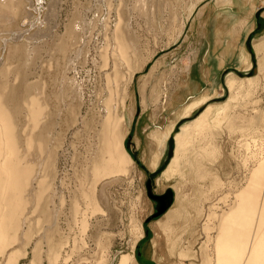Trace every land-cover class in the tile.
I'll return each instance as SVG.
<instances>
[{
	"label": "rangeland",
	"instance_id": "1",
	"mask_svg": "<svg viewBox=\"0 0 264 264\" xmlns=\"http://www.w3.org/2000/svg\"><path fill=\"white\" fill-rule=\"evenodd\" d=\"M97 1L46 0L38 11L36 0H22L25 7L21 5L8 21L4 17L11 12H0V49L2 37L27 30L23 38L8 45L14 46L4 55L11 71L0 79V94L8 95L11 106L16 100L22 105L32 97L44 104L45 118L35 127L39 130L45 122L42 137H49L43 140L41 166L47 181L50 174L54 175V188L62 199L53 204L59 213L53 241L62 242L54 248L55 256H59L55 263L118 264L121 256L130 254L133 264L142 258L147 260L145 264H201L203 256H207V264H217L214 237L222 213L234 204L236 193L245 187L256 163L264 160V0H244L245 4L233 0L234 5L223 0H112L110 11ZM51 4L56 14L49 21ZM117 18L122 20L118 36L112 33ZM54 24L56 27H51ZM123 41L126 44L122 45ZM224 50L230 55L223 67L213 68L211 75L217 94L208 96L207 102L189 116L181 117L179 113L187 102L211 88L212 84L206 83L207 68L216 64ZM2 55L3 51L0 62ZM238 56L245 60L238 61ZM189 58L197 69L193 74L196 90L183 87L178 93V111H165L168 96ZM203 66L206 68L201 70ZM184 76L181 80L191 77ZM231 77L236 81L233 89L226 85ZM253 79L258 81L250 82ZM122 92H126V109L120 108L119 113L129 115L130 123L123 124L120 133L132 163L128 171L122 168L118 174L93 181L92 166L101 160L100 122L108 115L104 102L110 95L114 97L110 109L114 114V101H120ZM231 95L234 99L229 101L226 114H221L224 120L217 123L220 117L211 115L192 135L179 170L182 174L165 179L163 170L173 157L175 138L184 123L195 119L208 105L227 103ZM12 115L19 151L25 156L24 162L34 164L38 151L34 136L38 131L30 132L33 124L26 122L22 109ZM255 117L260 118L259 123L253 130H245L243 120ZM25 126L32 129L27 131ZM27 132L33 134L34 146L29 154ZM164 133L169 138L160 155ZM206 147H213L209 159L202 158ZM49 150L54 153L52 173ZM197 170L204 172V177L197 179ZM218 172L223 176L220 179ZM148 182L154 195H163L167 189L173 191V197L176 193L177 201L158 216H154L156 202L147 195ZM87 197H92L95 204H90ZM26 199L27 205L18 217L22 227L14 243L0 248V264H9V259L17 260L24 254L16 264L37 263L32 255L34 244L42 241L35 236L37 201L29 190ZM74 202L79 212L75 217L71 214ZM29 222L33 236L26 242L22 232L27 231ZM46 251V243H41L40 264H47Z\"/></svg>",
	"mask_w": 264,
	"mask_h": 264
},
{
	"label": "bare ground",
	"instance_id": "2",
	"mask_svg": "<svg viewBox=\"0 0 264 264\" xmlns=\"http://www.w3.org/2000/svg\"><path fill=\"white\" fill-rule=\"evenodd\" d=\"M223 1L227 2L230 5H234L233 0H223ZM36 2L39 6L38 11H41L40 9L42 8L43 4L46 3V0H36ZM55 2H56V0H55ZM111 2H112V0H98L96 3L106 4L108 10L109 9L111 10L112 9V5H111L112 3ZM21 5H22V0H0V12H4V14H5V12H9V11L11 12L10 15L4 17V20H7V21L11 20V15L13 16V14H15V13L17 14ZM51 5H52V10L47 15V19L49 21L56 14L55 13L56 12L55 6L53 4H51ZM23 7H25V6H23ZM89 10H90V8H89ZM119 10H118V14H119ZM22 13H24V11ZM19 14H20V12H19ZM30 15H28V16H30ZM0 16H1V14H0ZM20 16H21V14H20ZM14 17L16 18V16H14ZM32 18H33V16H32ZM119 18L123 19V17H120V16H119ZM119 18H117L118 21L114 25V30L112 32L113 34L114 33L117 34L118 30L121 28L122 20ZM18 19L19 18L17 17V20ZM4 20L2 19V21H4ZM7 21H6V23H7ZM39 21H41V20H39ZM8 23H10V22H8ZM27 24H28V22H27ZM104 24H105V22H104ZM1 25H3V24H1ZM4 25H5V23H4ZM12 25L13 24L11 22V26ZM48 25H49V23H47V26ZM51 27H56V26L54 24V26H51ZM101 27H102V25H101ZM5 28H6V26H5ZM108 28H106V29L108 30ZM104 29H105V27H104ZM124 29H126V28H124ZM4 31H6V30H4ZM43 31H45V30H43ZM25 32H27V30L21 31V32H13L11 37H6V36L2 37L0 52L3 51V55L1 56V62H0V79L6 78L7 75L9 74V72L11 71V67L9 64L8 65L6 64V60L4 57L6 51L8 53L11 52L10 50L12 47L8 46L10 41H13V40L17 41L16 39L23 38V34ZM123 32H125V31L123 30ZM39 34H40V32H39ZM47 34L48 33L46 32V35ZM113 34L111 35L112 37H113ZM121 34L122 33H120L119 35H120V39L122 40L123 34L122 35ZM1 36H2V34H1ZM117 36H118V34H117ZM114 37H115V35H114ZM41 38H40V40H41ZM116 39H118V37ZM123 40H124V38H123ZM105 41H108V39H106ZM114 41H115V39H114ZM52 42H54V41H52ZM115 42L116 43L119 42V39H118V41H115ZM120 42H122V41H120ZM40 43L41 42H39V44ZM28 44L26 43V45H28ZM121 44L122 43H119L118 46H120ZM124 44H126V43L124 42L122 45H124ZM43 46H45V44ZM118 46H117V49H118ZM33 47L35 48V45ZM38 47H40V46H38ZM121 47H124V46H121ZM12 49L14 50V46ZM25 50H26V48H25ZM32 50H33V48H32ZM37 51H39V50H37ZM33 52H34V50H33ZM120 52L122 54H125V53H123V50H120ZM36 53L33 56L37 55ZM25 55H26V53H25ZM28 55H29V53H28ZM28 57L29 56H27V58ZM24 59H25V57H24ZM222 59L223 58H221L220 61H222ZM216 61H218V60H216ZM25 63H26V61H25ZM220 65L222 66V64H220ZM193 68H194V65L192 64V60L189 58L187 65L185 67H183V69L181 71L187 77V76L192 75L191 72L193 71ZM183 73L181 74V78L179 76L180 79L183 78ZM15 80H16V78H15ZM227 85L230 87V79L227 80ZM11 94H12V92H10L9 96ZM125 97H126V92H122V96L120 97V101L118 103H116V101H118L119 99L114 101V104L116 106H115L114 114H112V115L110 114V109H111V102L113 104L112 98H114V97L110 95V98L104 102V106H105V109L108 111V115L106 114L100 122V127L102 130V137H101L102 151H100L101 160L98 162V164H94L92 166V175H93V179H94L93 181H98L100 178L106 177L107 175L111 176V175L118 174L122 168L125 169L126 171H128V168L130 167V165L132 163L130 156L124 150V146H123V142H122L123 136L120 133V129H122L121 126L123 124L130 123L129 115H127V116L124 114L120 115L121 112L119 113L120 108L123 110L126 109V105L124 104L125 103L124 102ZM25 100H27V101L24 102ZM25 100L23 101L22 105L20 103L21 101L16 100L14 105L11 106L10 101L8 99V95H1L0 94V248L2 247L1 249H4L5 247L9 246L10 244H12L16 241V235H17L18 229H20V226H21L19 224L18 217H20L19 215H21L23 208L27 205L28 199H26V190H29L31 195H32V198H34V200L37 201V203L35 204L34 211H36L38 213V217L36 219V225L38 226V229L35 227L37 229V232H35V236H39V239L42 240V241H39L36 244H34V248L32 251L33 259H37L36 264H40V259H41L40 244L45 242L46 246H47L46 252L48 253L47 264H56L55 261L57 260V258L59 256L58 255H56L57 257L55 256L54 248L56 247L57 244L62 245V242L60 241L59 243L56 244L53 241L55 234H57V231H58L56 223H57V219H58L57 215L59 214V213H57L58 211H56L57 209L55 206H53V204L55 203L56 199L60 202L62 201V199L60 196H58L59 198L57 197L56 190L54 188V178H55L54 175L50 174L49 180L47 181L46 176H45L44 172L42 171L43 167L41 166L43 140H47L49 137H47V138L42 137V130L41 129L43 128L45 122H43L44 124H42V122H41L39 130H37L36 128L39 125V124H37V122L40 123V120L41 119L43 120V118H45V114H44V110H43L44 108H42L44 106V104H42V102L39 99H36L35 97H32L31 99L26 98ZM38 100L40 101V103ZM43 103H45V102L43 101ZM173 103H175V102H173ZM169 104H170V102H169ZM195 104H196V102H195ZM209 107H211V106H209ZM192 108H193V106H192ZM20 109H22L23 113L25 114V120H28L26 122L33 124V126H32L33 129L29 128L30 126L29 127L25 126L26 127L25 130L32 129V130H30V132H32L35 129L38 131L34 136L35 137L34 138V141H35L34 145L38 149V151L36 152L37 154L35 153V155H34L35 156L34 157L35 158L34 164L29 163V162H27V163L24 162L25 156L19 151L20 140H19V136L16 132L15 125L13 123L14 117H13L12 113L16 112L17 114H19ZM188 111L189 110L187 109V112ZM207 111H208V108H207ZM186 115H187V113H186ZM205 115H207V113ZM202 117H203V115H202ZM206 117H208V116H206ZM204 120H206L205 117H204ZM192 122H190V123H192ZM194 122L191 124L193 128L197 127V125L200 123V121H197L196 122L197 124H195ZM28 123H26V124H28ZM193 124H195L196 126H193ZM191 125H188V123L185 124L182 127L180 133L175 138L176 144H175V148H174L173 157L169 161L167 168L165 170H163V176L165 179L169 180L170 178L177 175V172L180 169L179 167H181L178 165V164H180V163H178L179 160H177L178 152H180L179 150L181 149L179 146L182 144V147L184 148L187 145V143L184 144L185 141L182 142V140H187V139H184V138L188 137L187 135H186L187 137H185L184 132H185L186 127L188 128V126H190L189 128H191ZM200 125L201 124H199V126H198L199 130H200ZM170 129H171V127H170ZM195 129H197V128H194V130ZM197 130H195V132ZM27 131H29V130H27ZM30 132H27L25 135L26 144L28 147V149H27L28 154H29V151L31 149H33L32 147L34 146L33 142H32L33 138L31 137V135H33V134H31ZM191 133H192L191 130L188 131V134H191ZM182 135H184L183 139L181 137ZM167 139H168V135L164 134V140H162V144L160 143L161 144L160 150H159L160 155H162L165 151ZM179 140H181V142ZM183 144H184V146H183ZM186 151H188V149ZM207 151H209V149ZM183 152L181 153V155L183 154ZM180 153H179V156H180ZM179 156H178V159L180 158V160H181V157H179ZM53 157H54L53 151L49 150L48 158H49V162H50V167H52L51 173H52V170L54 169L53 168L54 167ZM104 157H107V160H104ZM185 157H186L185 155L182 156V158H185ZM186 164H187V162H186ZM256 164L257 165L251 171L250 176L247 179V183L245 184V187H243L237 193L235 192L236 195H235L234 204L230 208H228L227 212L222 211L225 214L222 213V218L220 220V224L218 223V225L216 227V232H215L216 235L214 237V249L216 251V256H215L216 259L215 260H216L217 264H264V160H262V161L259 160ZM34 166H35V168H33ZM196 166L198 167V165H196ZM34 169H36V170H34ZM178 174H179V172H178ZM214 183H215V181H214ZM151 190H152V186H151ZM173 194H174L173 191H171V196H172L171 197L172 198L171 203L172 204L176 200V193H175L174 197H173ZM92 197L91 198L87 197L88 202L90 204H92V203L95 204V202H93L94 200L92 199ZM182 197H183V195H182ZM184 201H187V200H184ZM187 203H188V201H187ZM170 205H169V207H170ZM86 210H88V209L86 208ZM71 211H72L71 214L73 215V217H75V215H77L79 213L78 212V206H77L76 202H74L72 204ZM93 211H94V209H93ZM36 212H34V213H36ZM84 215H85V213H84ZM84 215L82 216V218L84 217ZM177 215L178 214H176L175 216H177ZM179 217H175V218L172 217V218L176 219ZM170 219H171V217H170ZM82 221H84V220H82ZM165 225L166 224H164V227H165ZM168 225H169V223H168ZM25 228L26 227H24V229ZM30 229H31V223L29 222V225L27 227V231L22 232V238L24 240L26 239V242H29L31 237L33 236L30 234ZM166 229H167V227H166ZM24 255H21V256L24 257ZM21 256H19L18 259ZM180 256H182V253L180 254ZM15 259L16 258L9 259V264H16L18 259L17 260H15ZM202 259H203V261L201 264H207L205 262L207 259V256L206 257L203 256ZM146 261L147 260L142 258V259L137 260L135 262V264H145ZM207 262H208V260H207ZM133 263H134V260L132 258V255L127 254V255L121 256L118 264H133ZM32 264H35V263L32 262ZM97 264H104V263L99 262ZM208 264H210V263H208Z\"/></svg>",
	"mask_w": 264,
	"mask_h": 264
},
{
	"label": "crops",
	"instance_id": "3",
	"mask_svg": "<svg viewBox=\"0 0 264 264\" xmlns=\"http://www.w3.org/2000/svg\"><path fill=\"white\" fill-rule=\"evenodd\" d=\"M241 2H243L244 4H245V2H244V0H242ZM231 52V51H230ZM230 55V53H229V51H227V50H224V52L223 53H221V55H218V57H217V62H216V64H214V65H212V66H209V68L210 69H208L207 68V72L209 73V75H208V78H207V81H206V83H210V84H212V86H211V88H208L207 87V89L208 90H206V88H205V90L206 91H203V96H201L200 98H198V99H195V100H193V101H190V102H187L185 105H184V107H183V109H182V112L181 113H179V115L181 116V117H187V116H189L194 110H196L200 105H202L203 106V104H205L206 102H207V97L208 96H210V97H212V98H214L215 97V95L217 94V90H216V87L213 85L214 84V80H213V78L211 77V75H212V70H213V68H221V67H223V63H225V60L227 59V57ZM240 56V55H239ZM239 56H238V61H244V60H240L239 59ZM247 56V55H246ZM224 57H225V59H224ZM218 58H223L222 59V61H220ZM221 62V63H220ZM220 64H222V66L220 65ZM195 67V66H194ZM206 68V66H203L202 68H200L201 70H204ZM196 71H197V69L196 68H194V71H193V73H192V75H191V77H189V78H187L186 80H177V83H176V86L174 87V89H173V91L171 92V94H169V96H168V100L166 101V103H165V111H166V109L167 110H169V111H178V107H179V105H180V100H181V97L179 96V92H180V90H182V88L183 87H187L190 91H195L196 90V81H195V78L193 77V74L194 73H196ZM230 75V74H229ZM232 77L230 78V87H228V88H231V89H233V85L236 83V81L235 82H233L232 81ZM258 79V78H257ZM257 79H253V80H250V82H252V81H258ZM260 79H261V77H260ZM260 83H262V81H260ZM226 85H227V83H226ZM205 87V86H204ZM214 87H215V89H214ZM204 89V88H203ZM210 89H211V91H210ZM246 85L244 86V88H243V93H245L246 91ZM171 96V97H170ZM234 96H230V98H229V100H228V102L227 103H221V104H219V105H208L207 106V108H208V111H207V108L199 115V116H197L195 119H193V120H191V121H188V122H186V123H184V124H187L188 123V125H191L194 121V123L195 124H197L196 122L197 121H200V123L199 124H201L200 125V129H201V127H202V125H203V123H204V121H208V119H209V116H211V115H217L218 117H220L219 119H218V121H217V123L219 122V121H221L222 122V120H224V118H223V115H221V114H223V113H225V111H227L228 110V107H229V105H230V103H229V101L232 99H234L233 98ZM211 98V99H212ZM210 99V100H211ZM204 102H203V101ZM169 102H170V104H169ZM173 102H175V103H173ZM195 102H196V104H195ZM198 102V103H197ZM200 102V103H199ZM194 103V104H193ZM192 106H193V108H192ZM197 106V107H196ZM209 106H211V107H209ZM213 107V108H212ZM169 108V109H168ZM219 108V109H218ZM222 108V109H221ZM226 108V109H225ZM187 109L189 110L188 112H187ZM193 109V110H192ZM221 109V110H220ZM224 109V110H223ZM211 111V112H210ZM147 112V111H146ZM185 112V113H184ZM190 112V113H189ZM210 112V113H209ZM186 113H187V115H186ZM207 113V115H205ZM226 114V113H225ZM202 115H203V117H202ZM230 115V114H229ZM206 116H208V117H206ZM204 117L206 118V120H204ZM228 119H229V117H228V114H227V116H226ZM227 119V120H228ZM231 119V118H230ZM233 119H231V121H232ZM193 121V122H192ZM247 123H246V122ZM259 121H260V118H257L256 119V117L255 118H251L249 121L248 120H243V122L242 123H244V124H246V125H244L245 126V130H253V127H254V124L256 123H259ZM190 122H192V123H190ZM261 123H262V121H261ZM184 124H182V125H184ZM195 124H193V126H196ZM199 124L197 125V127H194V128H197L198 130H199ZM171 125H173V123H171L167 128H166V130H165V133L169 130V128H170V126ZM181 125V126H182ZM234 125H236V122L234 123ZM180 126V127H181ZM175 127V126H174ZM179 127V128H180ZM190 126H188V128L186 127V129H185V132H184V134H185V137H187V138H184V135H182L181 137H182V139L184 138V139H187V140H182V142L183 141H185L184 142V144L185 143H187L188 145H189V143H190V137H192L191 135H193L194 133L193 132H195V130H197V129H195L194 130V128L192 127V125H191V128H189ZM174 129V128H173ZM189 129V130H188ZM179 130V129H178ZM192 131V133L191 134H188V131ZM197 130V131H198ZM173 130H171V132H172ZM187 131V132H186ZM178 132V131H177ZM176 132V133H177ZM164 133V134H165ZM175 133V134H176ZM190 133V132H189ZM163 134V135H164ZM171 134V133H170ZM175 134H174V136H175ZM163 135H161L160 137H162ZM187 135V136H186ZM190 135V136H189ZM170 136V135H169ZM169 138V137H168ZM189 138V139H188ZM181 139V138H180ZM180 142H181V140H179ZM187 141V142H186ZM167 142V141H166ZM179 142V143H180ZM189 142V143H188ZM181 144V143H180ZM179 144V145H180ZM184 144H183V146H184ZM188 145H186L185 147L188 149ZM180 148V152L182 151H184L183 152V154L181 155V153L180 152H178V155H177V160H179L178 161V163H180V164H178L179 166H181L182 165V163L183 162H185L183 159H185V158H182V156H186V148L184 147H182V144L179 146ZM184 149V150H183ZM212 149V148H211ZM211 149L209 150V151H207L208 150V148L206 149V150H204L203 149V156H202V158L204 157L205 159L207 158V159H209V158H211V156H212V151H211ZM179 153H180V156H179ZM178 156L179 157H181V160H180V158L178 159ZM183 160V161H182ZM181 161V162H180ZM220 163H224V162H221L220 161ZM180 168V167H179ZM180 170V169H179ZM199 170H197L195 173H196V178H200L203 174L202 173H204V172H198ZM179 172V174H181V172L180 171H178ZM178 172H177V174H178ZM218 175H219V179L220 178H222L223 176H220V173L218 172ZM198 176V177H197ZM202 177H204V176H202ZM198 201V200H197ZM172 207V206H171Z\"/></svg>",
	"mask_w": 264,
	"mask_h": 264
},
{
	"label": "water",
	"instance_id": "4",
	"mask_svg": "<svg viewBox=\"0 0 264 264\" xmlns=\"http://www.w3.org/2000/svg\"><path fill=\"white\" fill-rule=\"evenodd\" d=\"M146 190L148 197H150L152 200L156 202V214H154V216H158L162 214L171 204L172 201L171 191L167 189L163 195L160 196L154 195L152 193L151 185L149 182L147 183Z\"/></svg>",
	"mask_w": 264,
	"mask_h": 264
}]
</instances>
